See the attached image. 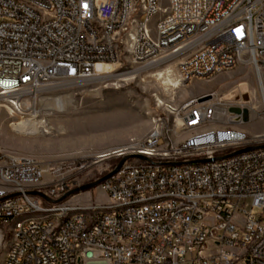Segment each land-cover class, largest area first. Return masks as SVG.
Masks as SVG:
<instances>
[{
  "label": "built area",
  "instance_id": "2783aa9c",
  "mask_svg": "<svg viewBox=\"0 0 264 264\" xmlns=\"http://www.w3.org/2000/svg\"><path fill=\"white\" fill-rule=\"evenodd\" d=\"M125 47L142 67L176 61L185 85L249 60L264 118V0H0V97L22 108L25 94L95 78ZM217 104L165 105L168 123L105 156L128 157L100 185L106 202L60 201L71 184L0 153L1 264H264V133L240 129L242 115L217 121Z\"/></svg>",
  "mask_w": 264,
  "mask_h": 264
},
{
  "label": "rangeland",
  "instance_id": "374dc122",
  "mask_svg": "<svg viewBox=\"0 0 264 264\" xmlns=\"http://www.w3.org/2000/svg\"><path fill=\"white\" fill-rule=\"evenodd\" d=\"M169 67L178 78L174 94L154 77ZM100 72L97 80L60 81L54 88L25 97L21 111L0 100V153L36 159L47 170L45 182L64 180L73 191L102 179L119 164L115 158H96L100 153L145 139L154 119L168 123L171 116L165 105L182 107L194 101V105L203 106L217 104L221 98L234 100L250 111V121L238 127L249 134L264 133L258 79L248 63L210 80L185 85L179 81L177 62L142 67L134 63L125 47L120 60L102 66ZM244 82L248 86L239 89ZM58 103L63 105L61 112L55 107ZM218 117L217 121L231 125L226 115ZM70 198L80 203L107 201L100 186ZM10 238L0 229V264Z\"/></svg>",
  "mask_w": 264,
  "mask_h": 264
},
{
  "label": "bare ground",
  "instance_id": "6f19581e",
  "mask_svg": "<svg viewBox=\"0 0 264 264\" xmlns=\"http://www.w3.org/2000/svg\"><path fill=\"white\" fill-rule=\"evenodd\" d=\"M161 63H169V62L166 59V60L162 61ZM247 63L249 64V60H247V59H244L243 62H242V64H247ZM104 65H106V64L98 65L96 67L97 75H96L95 78H93L91 80H84V81H87L88 82V81H94V80L99 79V75L101 73L100 70H101L102 66H104ZM149 67H156V64H153V65H151ZM154 77L156 78V82L157 83H162L163 86L165 88H167V91L169 93H171V94H174V91L179 86V84L177 82L178 78L176 79V76L174 74V70H172L171 67H169L164 74L158 73L157 75H154ZM179 81H180V79H179ZM247 86H248L247 82H244V83L240 84L238 87H239V89L242 90L243 87H247ZM46 90H49V89H46ZM46 90H43V91H46ZM38 92L39 91H37V92L35 91V92H32L31 94L29 93V94H25V95L34 97V95L36 93H38ZM6 99H9V98L8 97H0V100L3 101V102H6L5 101ZM6 103H8L10 105V102H6ZM160 104H162V103H160ZM16 105L17 106L15 107V109L21 111V109H22L21 106H19L17 103H16ZM55 107L59 110V112L63 111V105H61V103H58ZM216 110H217V114L218 115H226L227 116V119L229 118V112L225 108H223V107L220 106V107H217ZM218 115L216 117V120H218V118H219ZM119 149L120 148H116V149H113L111 151H107V152L100 153L96 158L105 159V158H107L105 156H107L108 154H110V153H112L114 151H118ZM108 152H110V153H108Z\"/></svg>",
  "mask_w": 264,
  "mask_h": 264
},
{
  "label": "water",
  "instance_id": "95a60500",
  "mask_svg": "<svg viewBox=\"0 0 264 264\" xmlns=\"http://www.w3.org/2000/svg\"><path fill=\"white\" fill-rule=\"evenodd\" d=\"M204 98H207V97H204ZM194 101H190L186 104H184L182 106V110L185 111L187 109H189L190 107L194 106ZM229 112L231 114H237V115H242V119L245 123L249 122L250 120V111L248 108H244L243 110H241L240 108H231L229 110ZM241 122V118L240 117H231L229 119V123L230 124H240ZM249 149L247 150H244V151H240L238 153H241V152H245V151H248ZM237 153V154H238ZM128 159V157H124L120 160L119 164L116 166V168L111 171L109 174H107L106 176H104L102 179L96 181V182H93V183H90V184H87V185H83L82 187L80 188H77L73 191H70L67 195H65L60 201L62 200H65L66 198L70 197L71 195L73 194H76V193H79V192H83V191H88V190H91L95 187H98L100 186L105 180H107L108 178H110L111 176H113L115 173H117L119 171V169L122 167V165L126 162V160ZM30 194L32 196H38V197H41V198H44V199H47L43 194L39 193V192H30Z\"/></svg>",
  "mask_w": 264,
  "mask_h": 264
}]
</instances>
